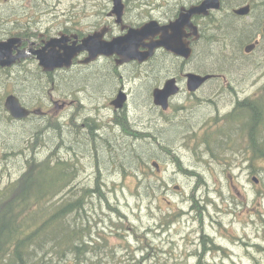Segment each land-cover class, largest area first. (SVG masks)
<instances>
[{
	"label": "rangeland",
	"instance_id": "1",
	"mask_svg": "<svg viewBox=\"0 0 264 264\" xmlns=\"http://www.w3.org/2000/svg\"><path fill=\"white\" fill-rule=\"evenodd\" d=\"M81 1L60 0V8L74 6L79 11ZM98 3L89 0L86 10L94 9ZM260 3L256 2L255 10H262ZM215 53L218 55L216 49ZM239 54L235 62L225 58L226 62L206 68L193 55L188 71L219 75L224 81L207 83L197 97L179 98L160 122L157 121L162 115L148 109L150 94L143 78L132 85L128 77L132 68L120 71L124 78L116 83L113 79L104 83L98 65L82 73L74 69L68 79L58 78L54 83L42 80V93L25 96L31 100L29 105L48 112L47 117L38 118L34 124L0 117V189L19 178L29 151L39 159L55 152L56 158L67 162L74 174L68 189L96 192L84 216L94 236L100 233L106 239L101 249H105L103 258L108 264H195L199 260L198 246L205 238L212 240L216 249L202 257L203 264H264V161L249 162L251 152L239 138L242 127L226 124L222 118L236 105L237 96L240 100L264 102V40L248 56L242 46ZM209 62L203 61L202 65ZM127 80L129 90L132 86L135 90L130 103L132 132L127 133H147L144 127H155L153 133H162L166 138L162 146L165 150L154 147L147 139L136 146L134 142L125 146L117 129L121 123L107 121L112 114L106 110L108 101ZM19 81L0 82L3 103L8 94L22 102ZM50 94L54 101L62 97L72 101L70 118H61V113L56 116L52 104H37L41 100L48 103ZM181 102L185 109H180ZM259 110L264 112V104ZM149 112L155 115L152 120ZM172 125L179 126L173 128L179 130L178 136L169 129ZM47 126H57L58 130H48ZM197 130L199 135L209 131L211 141H183L184 134ZM224 130L231 131L229 143L221 135ZM91 134L93 142L89 141ZM102 136L111 146L105 145ZM132 149L143 151L142 156L127 157ZM21 150V155L7 154ZM136 237H141V243ZM140 247L147 249L143 256ZM130 255L135 259H129Z\"/></svg>",
	"mask_w": 264,
	"mask_h": 264
},
{
	"label": "flooded vegetation",
	"instance_id": "2",
	"mask_svg": "<svg viewBox=\"0 0 264 264\" xmlns=\"http://www.w3.org/2000/svg\"><path fill=\"white\" fill-rule=\"evenodd\" d=\"M85 1L86 0H83V2L81 1L82 5L79 11H75L74 6H68V9H61L60 0H0V42L16 39L18 42L15 44V48L12 49L11 56H16L18 53H21L20 58L16 60L15 64L11 67L0 66V70L3 71V73L0 72V76L3 78L9 76L7 80L13 78L21 80L23 83L34 81V86L41 87L40 93H42V83L44 80L48 79L54 83V80L58 78L68 79L67 75L74 69H77L78 73H82V70H89V68L98 65L103 74L102 77L106 78V80L113 79L116 83L119 82L121 78V81L124 78L119 74L120 71L126 72L129 68H132L128 76L134 82H132V85H136L135 82L143 78L150 94V105L148 109H150V111L152 110V112L160 113L158 115H162L158 118L157 122H160L166 117V113L174 108L173 103L177 102L179 98L187 96L192 98L198 96L203 86L195 92H188L187 90V74H199L195 73L194 70H187V65L192 58L185 60L163 49H156L153 55L145 62L138 63L136 61H131L123 64L119 63L120 58L117 55L112 54L109 56H100L93 63L85 65L82 61L87 57V53L81 52L74 58L69 69L62 68L51 72L44 71L42 67H40L37 52L41 51L45 45L52 40H63V46L67 47L74 43L79 45L83 39L94 34H100V40L104 44L111 43L125 36L129 31L137 30L147 24L153 29L167 28L175 23L181 15L200 6L201 3L206 0H121L123 9L120 16L115 12L114 0H98L99 3L96 7L89 11L86 10L89 0ZM218 1L220 3L219 10H208L206 15L198 14L190 18L191 24L197 30V35L185 36L184 40L190 43L189 47L192 49V57L195 53L196 46L201 43L204 35L213 34V30L219 25L218 23H213L219 17H228L226 14L231 12L238 21L248 19L233 14L235 9L234 0ZM90 7L92 8V4ZM88 12L89 14H87ZM263 21L264 18L260 21L261 32ZM222 22L223 20L220 24H222ZM183 32L185 35H188L191 30L186 27ZM159 39L160 35L148 36L144 39V44L148 45L151 41H157ZM259 45L258 43L251 53L255 52ZM145 49H147L145 46L144 48H140L142 51ZM56 50H58V47ZM212 76L213 77L208 80L206 84L211 80L217 81V79H220L224 81L223 77L219 75ZM137 78L139 80H137ZM171 80H173L178 91L168 99L167 110H162L160 107L154 105L152 94L154 90L162 89L164 85ZM128 83L129 81L127 80L116 89L113 98L108 101L106 110H109L112 114L107 121H111L112 124L118 125V121L121 123L123 117H126L129 122L130 119L133 120L131 118L132 110L130 109V103L135 90L132 85V90H129ZM120 94L124 95L125 100L120 108H116L112 103ZM29 97L32 96L29 95ZM27 98L28 97L23 95L22 102L20 103L29 110L30 113L21 121L30 120L34 122L38 118L42 119L47 117L49 114L48 112H44L38 105L33 107L29 105L28 103L31 100ZM62 98L63 99L54 101L52 94H50L48 103H44L43 100H41L37 102V104L40 106L52 104L56 116L61 113V118H70L68 111L70 110L69 107L72 105V101L67 102V97ZM242 101L249 102L250 100L244 99ZM199 103L201 104V102ZM195 108L197 109L199 107L196 106ZM180 109H185V105H182V102ZM35 111H41V115L34 114ZM152 112H149L151 120L155 116ZM218 114L219 111H217V115ZM222 118H226V116L224 115ZM260 128L261 126H259L258 130H260ZM149 129L153 131L155 127H147V132H149ZM243 129L242 127L240 130L242 134H240V131L238 132L239 138L240 136L244 137ZM225 130L221 135L226 138L228 141L227 143H229L231 140V131L226 132ZM95 134H97V132ZM208 134L209 131H206L199 135V130L194 134L186 133L183 135V141L193 144L204 143L210 138ZM244 140L246 141L245 137ZM140 141L146 140L142 138ZM156 170L158 171V167Z\"/></svg>",
	"mask_w": 264,
	"mask_h": 264
},
{
	"label": "trees",
	"instance_id": "3",
	"mask_svg": "<svg viewBox=\"0 0 264 264\" xmlns=\"http://www.w3.org/2000/svg\"><path fill=\"white\" fill-rule=\"evenodd\" d=\"M257 1L261 2L259 7L262 10H255ZM233 2L235 7L250 6L248 19L238 21L233 15H229L230 17L223 18L222 24L213 30L212 35H204L194 53V56L200 60L201 67L206 68L219 61L226 62L225 58H230L229 62L231 63L235 62L240 57L239 48L243 42L246 43V46L256 40L258 36L261 37V41L264 40V35L260 31V21L264 18V0H234ZM214 49L218 51V55L217 53L213 54ZM220 55L222 59H219ZM208 58L210 59L208 60ZM203 61L211 62L202 65ZM0 72L3 73L2 70ZM8 77L0 76V82H4ZM102 81L107 83L110 82V79L106 80L102 77ZM19 82L22 85L23 95L32 96L40 93L41 88L34 86V81L23 83L20 80ZM100 86L104 88L102 83ZM246 103L251 110L259 109L264 104L259 99L257 101L251 99ZM0 117L9 121L13 120L4 109L1 99ZM121 121V126L117 129L125 146L128 145L127 142H134L132 145L136 146L140 139L145 137L156 148H160L166 143L164 141L166 138L161 135L162 133L157 136L151 129L147 132V127H144L147 133H142L144 132L142 131L138 132L139 134L137 132L128 134L127 132H132L130 130L131 120L129 122L126 117H123ZM258 124L259 121L257 123L252 121L251 127H248L237 121V125L244 128L243 133L246 141L243 136H241V141L251 152L249 158L251 164H255L256 161H264V126L258 130V127L255 128ZM45 128L52 131L58 130L57 126ZM173 128H179V126L172 125L169 129L173 130ZM173 131L177 136L180 133L178 129ZM172 137L174 136L171 135L170 138ZM94 138V135L91 134L89 141L93 142ZM101 139L105 140V137L102 136ZM104 143L110 145L109 141L105 140ZM166 146L169 150L172 149L169 145ZM116 150L113 151L116 152ZM5 151L10 150L6 148ZM22 151L7 154L21 155ZM142 154L143 151L136 152L132 149V154L129 153L127 157L135 158ZM211 154L214 155L213 152ZM26 157L25 169L18 176L19 178L0 189V264H108L106 258H103L105 249H101L104 243L107 244L106 239L100 233L94 236L93 230L91 231L84 216L88 201L96 195V192L88 189L80 191L68 189L70 182L74 180V174L70 172L71 168L67 162L56 158L55 152L39 159L29 151ZM213 158L217 160L218 156L214 155ZM173 159L177 162L176 158ZM105 202L110 208L106 199ZM114 210L117 211L116 208ZM136 238L141 243V237ZM148 244L151 246V242ZM214 249L216 247L212 240L203 239L197 249L199 260L195 264H203L202 257ZM140 250L141 256L147 252L145 247H140ZM113 252L110 253L111 259H113ZM129 259H135V257L130 255Z\"/></svg>",
	"mask_w": 264,
	"mask_h": 264
},
{
	"label": "water",
	"instance_id": "4",
	"mask_svg": "<svg viewBox=\"0 0 264 264\" xmlns=\"http://www.w3.org/2000/svg\"><path fill=\"white\" fill-rule=\"evenodd\" d=\"M114 9L118 16L122 13L121 0H114ZM220 3L218 0H206L200 6L193 8L181 15L180 18L168 26L167 28H152L149 24L137 29L129 31L123 37H120L111 43L104 44L100 40V34H94L81 41L79 45L75 43L71 46H63V40H52L48 42L45 47L37 52L40 67L44 71H54L56 69L66 68L69 69L76 56L81 53H87V57L82 61L83 64L88 65L93 63L100 56H109L112 54L117 55L120 60L119 63H128L136 61L138 63L145 62L154 53L156 49H163L171 52L177 57L189 60L192 57V49L189 47L190 43L184 40L185 36L197 35L196 28L191 24L190 18L193 15H206L208 10H219ZM250 12V6H244L234 11L238 16H247ZM189 28L191 32L185 35L184 28ZM170 31V32H169ZM262 33L264 34V21L262 24ZM160 35L157 41H151L148 45L144 44V39L148 36ZM16 39H9L0 42V66L11 67L15 64L16 60L20 58L21 53L16 56H11L12 49L15 48ZM259 43L256 40L243 48L244 54L251 53L256 45ZM147 48L140 50V48ZM58 47V50L56 48ZM211 74L199 75L188 73L187 74V90L188 92H195L200 89L203 84L212 78ZM178 88L174 85L173 80L168 81L162 89L154 90L152 97L155 106L160 107L162 110H167L168 99L176 94ZM124 95L120 94L117 99L113 101L116 108H120L124 103ZM3 106L9 116L17 121L26 118L29 115V110L23 107L19 99L13 94L8 95L3 103ZM34 114L41 115V111H35ZM157 168V166L155 165Z\"/></svg>",
	"mask_w": 264,
	"mask_h": 264
},
{
	"label": "bare ground",
	"instance_id": "5",
	"mask_svg": "<svg viewBox=\"0 0 264 264\" xmlns=\"http://www.w3.org/2000/svg\"><path fill=\"white\" fill-rule=\"evenodd\" d=\"M244 6H247V5H242V6H238V7H235L234 11L241 8V7H244ZM249 6V5H248ZM234 11H233V14H234ZM235 16H238L236 14H234ZM228 17H230L229 15H227ZM222 17H219L215 23H220V20H221ZM262 33V32H261ZM245 42H243L240 47L242 46L243 48L245 47ZM211 75H214V74H211ZM211 79V78H210ZM209 79V80H210ZM208 81V80H207ZM206 81V82H207ZM215 80H211L209 81L210 82H213ZM206 82L203 84L206 85ZM203 89V87H202ZM53 97V96H52ZM23 104V103H22ZM234 104L236 105H233L232 106V110L229 111L228 113L225 114L226 118H223L224 120V123H230V124H233V125H237V121L239 123H241L243 126H248V127H251V123L252 121L254 123H257L259 121V124L255 127V128H259V126H264V114L261 113V111L259 109H255V110H251L250 109V106L245 102V101H242L238 98L237 96V99L234 101ZM257 111V112H256ZM260 113H261V119H260ZM36 116V115H35ZM249 117H251V120L249 119ZM227 127H231V126H227ZM231 130H232V127H231ZM181 135V134H180ZM144 139H147V137H145ZM163 150H165V147H162ZM165 154L168 153V151H164ZM143 162V161H142ZM176 162V161H175ZM156 163V162H155Z\"/></svg>",
	"mask_w": 264,
	"mask_h": 264
}]
</instances>
